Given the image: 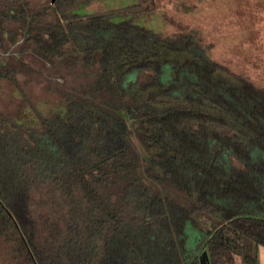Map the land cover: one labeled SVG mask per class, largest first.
<instances>
[{"label": "trees", "instance_id": "16d2710c", "mask_svg": "<svg viewBox=\"0 0 264 264\" xmlns=\"http://www.w3.org/2000/svg\"><path fill=\"white\" fill-rule=\"evenodd\" d=\"M87 3L0 0V264H258L264 88L138 0ZM25 54L75 86L32 99Z\"/></svg>", "mask_w": 264, "mask_h": 264}, {"label": "rangeland", "instance_id": "374dc122", "mask_svg": "<svg viewBox=\"0 0 264 264\" xmlns=\"http://www.w3.org/2000/svg\"><path fill=\"white\" fill-rule=\"evenodd\" d=\"M132 1L88 0L85 9L99 11ZM138 1L145 9L153 8L151 17L155 28L163 32L196 28L202 41L210 45L211 59L247 76L254 84L264 88V0ZM4 47L7 46L2 43L0 53ZM15 48L10 47L14 57ZM22 60L30 67L23 88L32 99L49 101L57 91L70 89L76 84L74 76L62 67L45 68L39 60L27 54L23 55ZM11 94L10 88L0 83V107L16 104ZM249 252H252L251 245ZM235 264H239L238 257H235Z\"/></svg>", "mask_w": 264, "mask_h": 264}, {"label": "crops", "instance_id": "0c3cea01", "mask_svg": "<svg viewBox=\"0 0 264 264\" xmlns=\"http://www.w3.org/2000/svg\"><path fill=\"white\" fill-rule=\"evenodd\" d=\"M257 250H260V251L257 252ZM256 257H257L258 264H264V247H260V246L257 247Z\"/></svg>", "mask_w": 264, "mask_h": 264}, {"label": "water", "instance_id": "95a60500", "mask_svg": "<svg viewBox=\"0 0 264 264\" xmlns=\"http://www.w3.org/2000/svg\"><path fill=\"white\" fill-rule=\"evenodd\" d=\"M7 213V212H6ZM8 214V213H7ZM9 215V214H8Z\"/></svg>", "mask_w": 264, "mask_h": 264}]
</instances>
